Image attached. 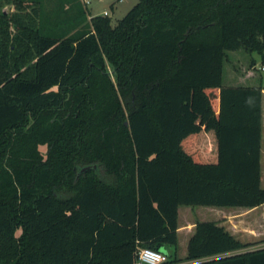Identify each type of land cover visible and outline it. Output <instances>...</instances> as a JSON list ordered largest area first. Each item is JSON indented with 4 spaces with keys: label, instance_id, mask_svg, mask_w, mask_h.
Segmentation results:
<instances>
[{
    "label": "trees",
    "instance_id": "trees-1",
    "mask_svg": "<svg viewBox=\"0 0 264 264\" xmlns=\"http://www.w3.org/2000/svg\"><path fill=\"white\" fill-rule=\"evenodd\" d=\"M60 1L0 0V264H264L217 221L167 249L181 206L264 205L263 87L223 81L229 51L264 62V0H139L116 24Z\"/></svg>",
    "mask_w": 264,
    "mask_h": 264
},
{
    "label": "rangeland",
    "instance_id": "rangeland-1",
    "mask_svg": "<svg viewBox=\"0 0 264 264\" xmlns=\"http://www.w3.org/2000/svg\"><path fill=\"white\" fill-rule=\"evenodd\" d=\"M89 5H84L88 14L92 16L104 15L112 19L116 24L119 20L139 2L130 3L126 0L123 4L113 0H90ZM60 0H43V11L45 15L55 18L59 14ZM72 5H65L66 14L62 18L74 16L75 8ZM72 8V9H71ZM8 13L14 11V5L5 6ZM107 10V15L101 13ZM90 16V15H89ZM224 65V85L226 86H262L264 88V62L254 54L257 66L253 67L252 54L242 48L236 52H228ZM45 152L46 147H42ZM262 186L264 187V159L262 164ZM199 221H217L224 226L239 241L248 244L244 250H255L264 247V206L248 210L243 208H217L210 206H181L179 209V243L175 246H167L171 255L184 259L187 253L188 241L195 232L196 223ZM178 252V253H177ZM183 264V263H181Z\"/></svg>",
    "mask_w": 264,
    "mask_h": 264
},
{
    "label": "built area",
    "instance_id": "built-area-1",
    "mask_svg": "<svg viewBox=\"0 0 264 264\" xmlns=\"http://www.w3.org/2000/svg\"><path fill=\"white\" fill-rule=\"evenodd\" d=\"M84 5H89L90 0H81ZM123 2L124 0H113ZM107 15V12L105 13ZM264 69V68H263ZM168 258L165 254L149 248H141L138 252L137 264H164ZM195 262H184L183 264H193Z\"/></svg>",
    "mask_w": 264,
    "mask_h": 264
},
{
    "label": "crops",
    "instance_id": "crops-1",
    "mask_svg": "<svg viewBox=\"0 0 264 264\" xmlns=\"http://www.w3.org/2000/svg\"><path fill=\"white\" fill-rule=\"evenodd\" d=\"M138 0H132L130 3H136ZM126 2V0H124L123 2H119L120 4H124ZM107 12V10H105V11H103V12H101V13H106ZM90 16L89 17H91L92 16V12L89 14ZM239 51V50H238ZM229 52H236V51H229ZM253 55L254 54H252V58H253ZM253 60H256L255 58H253L252 59V63H254L253 62ZM257 61V60H256ZM226 62V61H225ZM223 81H224V76H223ZM263 159H264V88H263V118H262V158H261V163L263 164ZM262 206H264V205H262ZM262 206H260V207H262ZM260 207H257V208H254V209H248V210H255V209H258V208H260ZM217 208H219V207H217ZM180 209V208H179ZM243 209H247V208H243ZM178 224H179V219H178ZM179 234H180V226H179V229H178V236H179ZM194 234V233H193ZM192 234V235H193ZM191 235V236H192ZM191 236H190V238H191ZM190 238H189V240H190ZM189 242V241H188ZM188 248V247H187ZM178 253V252H177ZM186 255H187V253L186 254H184V256L186 257ZM179 259H181V257H178ZM183 263V262H182ZM179 264H181V263H179Z\"/></svg>",
    "mask_w": 264,
    "mask_h": 264
},
{
    "label": "water",
    "instance_id": "water-1",
    "mask_svg": "<svg viewBox=\"0 0 264 264\" xmlns=\"http://www.w3.org/2000/svg\"><path fill=\"white\" fill-rule=\"evenodd\" d=\"M127 125H128V123H126ZM91 168L92 167H86V168H84V169H82V173H84V172H86V171H88V170H91ZM93 168H95V167H93Z\"/></svg>",
    "mask_w": 264,
    "mask_h": 264
}]
</instances>
